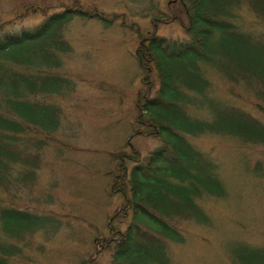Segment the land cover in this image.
I'll use <instances>...</instances> for the list:
<instances>
[{"label":"trees","instance_id":"trees-1","mask_svg":"<svg viewBox=\"0 0 264 264\" xmlns=\"http://www.w3.org/2000/svg\"><path fill=\"white\" fill-rule=\"evenodd\" d=\"M10 1L0 15V264H33L26 240L50 230L25 197L46 154L58 151L61 109L53 96L72 87L61 70L73 51L64 29L76 17L111 23L119 14L83 0ZM244 7L248 28L239 19ZM160 13L152 30L137 29L135 120L125 145L108 154L115 162L105 173L109 194L121 203L108 218L110 234L94 243L96 252L110 250L107 264H174L169 245L184 242L181 221L209 222L201 201L224 197L226 187L219 165L191 137L221 133L264 147V0H175ZM174 20L183 39L157 32ZM216 77L230 99L212 95ZM137 135L159 144L143 155L131 141ZM250 174L264 177V161ZM232 251L231 264H264V244Z\"/></svg>","mask_w":264,"mask_h":264},{"label":"rangeland","instance_id":"rangeland-1","mask_svg":"<svg viewBox=\"0 0 264 264\" xmlns=\"http://www.w3.org/2000/svg\"><path fill=\"white\" fill-rule=\"evenodd\" d=\"M83 1L119 16L111 23L76 17L64 29L73 51L63 57L61 70L72 87L63 96H53L61 109L54 143L58 151L46 154L37 185L25 197L30 209H39L50 230L26 240L32 241L27 253L33 264H107L110 250L96 252L94 243L110 234L108 218L121 203L118 195L109 194L111 177L105 173L115 163L109 152L125 145L135 120V101L142 88V71L134 56L137 29L152 30L153 19L160 12L169 13L175 2ZM11 6L10 0H0V15L5 16ZM239 13L248 28L247 9ZM157 32L174 39L185 37L175 20L160 23ZM226 88L225 80L216 77L212 95L230 99ZM191 112L203 115L197 108ZM191 140L219 165L226 194L201 201L207 224L181 221L184 242L169 245L171 258L174 264H231L236 246L264 244V177L250 174L257 160L264 161V147L241 144L221 133ZM131 141L143 155L159 144L156 138L141 135ZM92 253L95 260H90Z\"/></svg>","mask_w":264,"mask_h":264}]
</instances>
